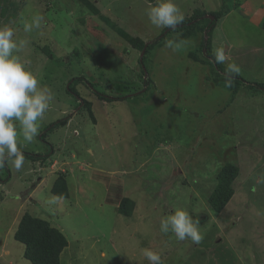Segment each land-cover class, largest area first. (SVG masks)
<instances>
[{
  "label": "rangeland",
  "instance_id": "obj_1",
  "mask_svg": "<svg viewBox=\"0 0 264 264\" xmlns=\"http://www.w3.org/2000/svg\"><path fill=\"white\" fill-rule=\"evenodd\" d=\"M87 1L96 11L78 0H0V25L25 42L13 55L54 94L33 141L18 137L21 150L51 144L49 170L26 158L19 171L0 165V264H31L13 237L25 211L64 233L60 264H150L143 249L161 264H264V0H174L184 18L221 16L209 36L205 21L180 37L183 29L170 32L144 75L132 41L163 30L147 16L157 0ZM33 15L43 16L41 27L26 33ZM218 49L220 64L237 65L244 79L234 94V79L226 87L227 72L213 66ZM76 76L85 79L74 83L88 102L82 110L66 91ZM66 115L47 143L39 139ZM227 163L238 167L234 192L215 211L209 196ZM55 170L66 171L67 198L50 192ZM124 196L135 201L129 216L117 211ZM176 209L199 218V243L161 231Z\"/></svg>",
  "mask_w": 264,
  "mask_h": 264
},
{
  "label": "clouds",
  "instance_id": "obj_2",
  "mask_svg": "<svg viewBox=\"0 0 264 264\" xmlns=\"http://www.w3.org/2000/svg\"><path fill=\"white\" fill-rule=\"evenodd\" d=\"M147 16L157 28L175 29L184 20L174 0H157L156 5L147 10ZM43 19V16L33 15L30 21L24 22V31L30 33L39 29ZM24 43L17 44L10 25H0V165L11 161L17 171L25 163L18 137L22 134L25 142L33 141L39 133L40 120L54 99L51 89L41 86L37 76L26 68L18 56L13 55ZM173 44L169 41L167 46L173 47ZM215 61L224 63L223 49L216 51ZM227 71L239 74L240 68L231 64ZM225 86H232L231 76L226 79ZM199 224V218L193 219L186 210L176 209L172 215L162 219L161 231H172L181 241L189 238L199 243L203 238L198 230ZM142 251L150 264H161L158 253L150 249Z\"/></svg>",
  "mask_w": 264,
  "mask_h": 264
},
{
  "label": "trees",
  "instance_id": "obj_3",
  "mask_svg": "<svg viewBox=\"0 0 264 264\" xmlns=\"http://www.w3.org/2000/svg\"><path fill=\"white\" fill-rule=\"evenodd\" d=\"M78 1L84 6H91L96 11V8L87 0ZM15 12H17L16 8ZM205 14L206 12L204 11L201 13H199V11H196L193 15L184 18V20L175 29L163 28V30L152 41L145 42L144 40H133L132 43L134 47L138 48L142 53V55L137 59L141 75L147 73L146 58L148 54H150V51L155 48L156 45L160 44L162 40L168 38V35L171 34L170 32L178 29H183L180 32L181 34L177 35L180 37L184 32L190 31L192 26L198 25L199 23L201 24V22L205 21V32L209 36L217 20L221 16V13L220 11L212 12V15L214 16L213 19L205 17ZM210 44V37H208L207 39L202 37L199 44V48L206 50V53L209 56H211L212 54ZM212 59L214 60V68H218L220 70L224 69L227 72L228 77L231 76L234 79L233 81L235 83L231 89L232 94H234L238 88L239 83H241L244 79L240 77V74L229 73L227 69H225L220 63H216L215 55L214 57L212 56ZM83 80L85 81L84 77L81 76L72 77V79L69 80L70 83H68V85L66 86V91L73 93L74 97L78 100L80 95L77 89L74 87V83H76L77 81L82 82ZM143 81L146 82L147 79H143ZM258 85L259 87H262V85ZM98 95L100 98H116L108 97V95H102L100 93ZM78 102L79 103L76 108H79V106L82 104L80 110L88 106V102H86L85 100H79ZM68 117L69 115H66L46 125L38 136L39 139L47 143L45 139L47 134L53 129H59L60 127L65 125ZM47 144L50 146V149L45 153L21 150L24 158L29 159L32 162L39 161L41 163V167H45V171L49 170L46 158H50L53 154V148H51V144ZM54 172V178L52 179V183L50 185V192L60 198L69 197L66 171L57 170L56 172L55 170ZM237 174L238 167L231 163L223 164L221 169L218 171L216 175V183L209 196L210 205L215 211H221L233 195L234 189L232 187V182L234 181ZM134 204L135 201L132 200L130 196H124L118 201L117 211L119 214L129 216L132 212V207H134ZM13 237L15 240L23 243V256L27 260H29L31 264H60V254L67 246L68 242L64 233L59 228L51 225L48 220L34 216L28 211H25L21 215L16 229L13 233Z\"/></svg>",
  "mask_w": 264,
  "mask_h": 264
},
{
  "label": "water",
  "instance_id": "obj_4",
  "mask_svg": "<svg viewBox=\"0 0 264 264\" xmlns=\"http://www.w3.org/2000/svg\"><path fill=\"white\" fill-rule=\"evenodd\" d=\"M213 17H214L213 15H210V17H209V18H210V19H213ZM141 55H142V53H141Z\"/></svg>",
  "mask_w": 264,
  "mask_h": 264
}]
</instances>
